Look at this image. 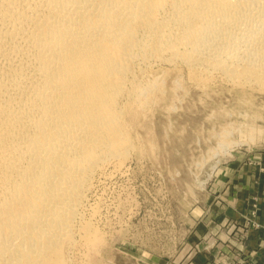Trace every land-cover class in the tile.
<instances>
[{"label":"bare ground","instance_id":"1","mask_svg":"<svg viewBox=\"0 0 264 264\" xmlns=\"http://www.w3.org/2000/svg\"><path fill=\"white\" fill-rule=\"evenodd\" d=\"M158 63L264 92V0H0V264L92 243L87 195L137 146Z\"/></svg>","mask_w":264,"mask_h":264},{"label":"rangeland","instance_id":"2","mask_svg":"<svg viewBox=\"0 0 264 264\" xmlns=\"http://www.w3.org/2000/svg\"><path fill=\"white\" fill-rule=\"evenodd\" d=\"M146 71L159 81L154 101L134 117L129 159L108 162L94 177L84 211L96 237L78 240L75 264H181L180 253L200 251L185 243L204 221L200 210L217 191V175L243 162L264 175V92L217 77L200 82L182 63ZM258 208L253 200L246 233L264 229ZM236 255L219 251L212 264L247 263Z\"/></svg>","mask_w":264,"mask_h":264},{"label":"crops","instance_id":"3","mask_svg":"<svg viewBox=\"0 0 264 264\" xmlns=\"http://www.w3.org/2000/svg\"><path fill=\"white\" fill-rule=\"evenodd\" d=\"M215 181L216 193L209 194L212 200L204 212L200 210L204 221L185 243L187 249L199 243L200 251L188 257L180 253L178 256L184 259L181 264H212L222 250L230 257L245 256L246 264H261L264 229H250L247 233L245 229L249 227L253 200L259 204L257 219L264 224V175L243 162L226 167Z\"/></svg>","mask_w":264,"mask_h":264}]
</instances>
